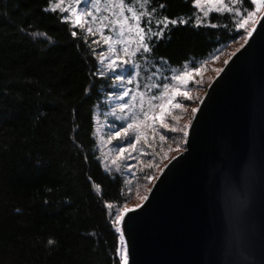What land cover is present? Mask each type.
<instances>
[{
    "label": "trees",
    "instance_id": "16d2710c",
    "mask_svg": "<svg viewBox=\"0 0 264 264\" xmlns=\"http://www.w3.org/2000/svg\"><path fill=\"white\" fill-rule=\"evenodd\" d=\"M52 1L0 0V264H121L106 205H122L129 190L103 169L94 138V110L110 81L90 37L49 9ZM146 6L159 19L188 21L153 38L146 56L155 63L196 64L242 34L228 12L195 26L194 0Z\"/></svg>",
    "mask_w": 264,
    "mask_h": 264
},
{
    "label": "water",
    "instance_id": "95a60500",
    "mask_svg": "<svg viewBox=\"0 0 264 264\" xmlns=\"http://www.w3.org/2000/svg\"><path fill=\"white\" fill-rule=\"evenodd\" d=\"M220 70L125 217L128 264H264V8Z\"/></svg>",
    "mask_w": 264,
    "mask_h": 264
},
{
    "label": "rangeland",
    "instance_id": "374dc122",
    "mask_svg": "<svg viewBox=\"0 0 264 264\" xmlns=\"http://www.w3.org/2000/svg\"><path fill=\"white\" fill-rule=\"evenodd\" d=\"M57 3H60L61 7H67L74 4V0H53L49 5V9H52ZM119 3L120 0H99L98 7L100 8V11L93 12V15L97 17L96 22L90 24L95 35L87 33L86 28L89 26L88 24L85 25V28H79L85 32L87 37H90L92 42L96 41V43L93 44L98 58L100 73L106 75L110 81L109 92L104 96L100 104L97 105L94 110V138L96 141L98 158L103 169L111 173L119 174L124 180L125 187L129 190V196L125 203L120 206L113 205V209L119 207L120 210L123 211L124 206L133 208L139 205L151 181L158 175L159 171L170 158L181 152L184 147V139L182 138L179 140L176 132L178 129L186 127L192 111L204 94L207 85L219 72L231 54L237 50V48L249 35V31L253 27L263 8L257 9L254 5L252 10L243 11L239 6V0H237L236 4H232L231 0H224V4L229 7H233L234 9L239 8L243 15H246L247 12L254 13L252 19L248 21L246 29H241L242 34L238 40L219 47L204 61L199 63L197 62L196 64L187 62L178 67L169 66L163 61L155 63L146 56L147 53H137L136 56L132 57L121 56L119 59H129L137 66L136 71L133 74L128 75V71H130V69L125 71L123 68L118 67L113 69L109 67L111 60H115L117 57L109 53L108 45L103 42L109 35H111L110 42L114 43L117 39V34L115 32L110 33L109 29L104 27V24L108 23V21L114 20L112 11H119ZM142 5L147 12H152L147 8L145 0H136L135 3L134 0H125V7L134 6L137 12L140 11ZM82 7H84V5L77 6L78 14L79 9ZM201 7L207 8V5L202 2ZM212 7L215 8L217 5L213 4ZM57 10L60 11V9ZM89 10L91 11V9ZM196 10L197 11L193 17V21L195 22L197 15H201V19L204 20L205 23L206 18L202 16L199 8L196 7ZM211 12L217 11H210L209 13ZM61 13L64 17L69 15L68 12ZM124 15L129 14L125 11ZM102 17H108V21H102ZM81 18L82 20L84 19L82 14ZM234 18L235 20L238 19L237 17ZM156 19L159 18L153 15V24L151 25L153 31L158 30L155 24ZM129 23H131V21H129ZM146 24L147 17H144L141 21V27H145ZM162 26L163 25H161V27ZM145 31H147V28H145ZM115 46L117 51H120L121 45L116 44ZM131 50L132 47L130 46V51ZM102 57H109V59H102ZM185 65H187L188 71L199 68L200 72L195 78L196 83H189L187 85L186 90L189 92L192 99L177 98V101L174 102H180L182 104V108L170 110L167 114L165 122L169 128L177 129V131H173L174 134L171 136L168 129L160 127L151 119L152 116L159 112L158 107L150 110L149 119H145L140 116L141 98L139 93H145L144 109L148 110L149 104L147 101L150 96L158 95L160 89L150 87L146 90V86L169 83L170 89L168 96H171V90L175 87H179V84L174 81H169L168 77L180 74ZM118 75L123 78L121 80H117L116 77ZM129 80L132 82L129 83ZM124 91H129L130 95L125 97L123 95ZM161 102L166 103L167 98H163ZM124 104L130 105V107L122 109L121 106ZM128 123H133L134 128L129 130L127 139L123 141L113 139L115 132L125 127ZM134 135H139L140 141L136 144V150L132 151L128 145L134 142ZM161 136L165 137V139L161 140ZM122 146L128 147V152L125 153L124 156H121L116 150L118 147ZM128 153H131V156H134L135 159L129 158ZM141 153L144 154L141 155ZM155 159L157 162H155ZM113 160L117 161V163L113 164ZM127 165H135V167L129 170ZM147 167L154 170L152 176H149L151 179L147 178L144 179V181H141L142 179L138 177V173L141 171L144 172Z\"/></svg>",
    "mask_w": 264,
    "mask_h": 264
},
{
    "label": "snow or ice",
    "instance_id": "6c2138e0",
    "mask_svg": "<svg viewBox=\"0 0 264 264\" xmlns=\"http://www.w3.org/2000/svg\"><path fill=\"white\" fill-rule=\"evenodd\" d=\"M136 0H134V3ZM203 4L207 5V8L201 7ZM232 4H236L237 0H231ZM251 2L256 6L257 9L264 8V0H251ZM145 3H147V0H145ZM99 0H74V4L69 5L67 7H61L60 3H57L51 10L55 11L57 9H60L61 12H68L69 15L65 17V20L70 21L72 23L73 27H80L85 28V25L88 24L89 26L86 28L87 33L95 35L93 28L90 26L91 23H95L97 17L93 15V12H99L100 8L98 7ZM215 4L217 7L213 8L212 5ZM84 5V7L79 9V14L77 12V6ZM195 5L197 8H199L200 13L204 18H207L210 11H217V12H228L231 13L234 17H237L236 20V27L238 29H246V26L248 24V21L252 19L254 13L253 12H247L246 15H243L239 8H233L229 7L228 5L224 4V0H195ZM163 7V5H161ZM91 9V11L89 10ZM125 11L129 15H124ZM156 11L155 8H153L152 12H147L144 8V6H141V9L139 12H137L136 8L134 6L125 7V0H120L119 3V11H112V16L114 17V20L108 21V17H102V21H108V23L104 24V27L109 29V32H115L117 34V39L114 43L111 41V35H109L107 38L104 39V43L108 45V51L110 54L115 55L117 59L111 60V63L109 67L115 69V68H123V70L128 71V75L133 74L136 71V65L133 64L129 59H119V57H132L136 56L137 53H149L151 51V44L153 41V38H163L165 31L168 29L169 24L175 26L177 23L186 24L188 23L187 20H176L172 19L169 20L168 18L163 19H156L155 24L157 27V31H153L151 25L153 24V13ZM81 14L83 15L84 19L82 20ZM144 17H147V24L145 27H141V21ZM131 21V23H129ZM195 26H202L204 24V20L201 19V15H197L195 18ZM161 25H163L161 27ZM211 27H217L215 24H210ZM145 28H147V31H145ZM102 34V33H101ZM73 36L76 35V32L72 33ZM93 43H96V41H93ZM116 44L121 45L120 51H117ZM130 46L132 47V50L130 51ZM102 59H109V57H102ZM222 71V70H220ZM200 69L195 68L192 71L187 70V65L184 66V69L182 72L178 75H173L171 77H168L169 81H174L179 84V87H175L171 90V96H168V92L170 89L169 83L156 84V85H150L146 86L147 88L155 87L160 89V92L158 95H152L150 96L147 103L149 104V109H144V96L145 93L141 92L139 93V96L141 98L140 101V116H142L145 119H149V113L152 108L158 107L159 112H157L154 116L151 117L152 121L155 124H158L160 127L168 129L169 131H177L175 128H169L167 123L165 122L167 114L170 110L174 109H180L182 108V104L180 102H174L177 101V98H183V99H192V97L189 95V92L186 90L187 85L189 83H196V76L199 74ZM117 80H121L123 77L118 75ZM129 83L132 81L129 80ZM123 95L125 97H128L130 95L129 91H124ZM163 98H167V102L163 103L161 102ZM122 109H127L130 107L128 104H124L121 106ZM193 111H196L195 109ZM134 128L133 123H128L125 127H123L120 130H117L114 134L113 139L123 141L127 139V136L129 134V130ZM180 131H183L182 129ZM161 140H164L165 137L161 136ZM140 136L134 135V142L130 143L128 147L132 149V151L136 150V144L139 143ZM128 147H118L116 150L121 155L124 156L125 153L128 152ZM144 153H141L143 155ZM128 157L131 159H135L134 156H131V153H128ZM113 164L117 163V161L113 160ZM129 170L133 169L135 165H127ZM148 179H151V177H147ZM131 191V190H130ZM146 200L147 197H144ZM136 208L141 207V205L135 206ZM106 209H113L112 204H107ZM134 208H128L124 206L123 211L120 210L119 207L113 209L111 215L114 216V218L110 221L115 227L114 230L118 231L119 234V241H124V224H125V217L128 213L134 211ZM49 243H52V241H49ZM117 255L121 259V264H128V250L126 243H119L117 248Z\"/></svg>",
    "mask_w": 264,
    "mask_h": 264
}]
</instances>
